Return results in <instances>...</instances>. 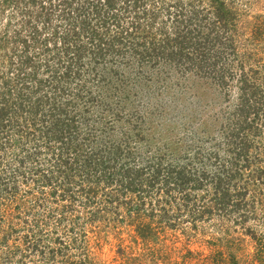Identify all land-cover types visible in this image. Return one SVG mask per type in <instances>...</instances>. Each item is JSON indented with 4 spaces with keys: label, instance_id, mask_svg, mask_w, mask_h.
I'll return each instance as SVG.
<instances>
[{
    "label": "trees",
    "instance_id": "trees-1",
    "mask_svg": "<svg viewBox=\"0 0 264 264\" xmlns=\"http://www.w3.org/2000/svg\"><path fill=\"white\" fill-rule=\"evenodd\" d=\"M243 1L0 0V47L10 46L0 52V168L12 131L43 137L52 159L39 167L36 148L0 183V244L8 246V260L20 251L11 249L18 246L10 241L14 233L27 246L21 262L35 252L53 263L92 264L91 243L107 227L148 244L166 227L179 225L185 233L206 221L217 227V217L257 218L263 191L256 188L264 189V62L255 51L264 48V19ZM151 37L207 68L220 85L235 80L234 119L219 142L226 150L209 155L216 171L139 155L91 135L79 138L70 128L74 119L66 121L64 99L75 80L87 79L86 66L99 72L120 63L131 49L148 50ZM34 178L42 179L34 201L42 218L38 226L27 221L26 229L10 222L8 232L14 211L6 213L1 199H17L21 183ZM250 232L253 255L264 264V237ZM236 254L228 249L233 264H239Z\"/></svg>",
    "mask_w": 264,
    "mask_h": 264
},
{
    "label": "rangeland",
    "instance_id": "rangeland-1",
    "mask_svg": "<svg viewBox=\"0 0 264 264\" xmlns=\"http://www.w3.org/2000/svg\"><path fill=\"white\" fill-rule=\"evenodd\" d=\"M237 1L244 3L243 0ZM248 3L252 6L251 13H262L264 19V0H248ZM151 38L148 50L131 49L134 54L121 59L120 63L109 62L105 69L99 68V72L90 71L86 66L87 79L85 76L75 80L70 96L66 95L64 99L66 121L74 119L70 128L73 134L79 133V138L91 135L98 143L108 141V145L126 146L139 155H151L154 159L163 157L168 163H188L189 168L201 170L207 165L216 171L209 155L212 149L226 150L219 142L234 119L237 103L235 80L220 85L217 79L206 73L207 68H197L178 51L177 55L170 54L169 49L159 46L154 37ZM9 48V45L0 47L2 55ZM260 50L255 52L264 62V48ZM9 136L12 145L6 144L2 152L0 183L2 179H9V167L21 166L20 161L36 148L41 151V160L35 164L43 169L49 167L51 157L49 147L45 148L43 144V137L27 132L14 134L13 131ZM51 144L57 145L55 150H60L58 143ZM193 162L197 165H192ZM38 179L21 183L17 199H1V206L9 209L6 213L14 211L5 222L8 232L12 230L10 222L21 223L25 227L22 229L29 227L27 221L38 226L42 218L41 210L34 203L39 196L36 193L41 191L38 187L42 185V179ZM256 191H263L256 200L257 218L234 222V217H217V227L206 221L198 230L185 233L179 225L166 227L164 234L159 236L161 239L155 237L148 244L126 237V233L117 237L113 228L106 226L91 243L93 246L96 243L92 264H205L207 257L209 264H233L228 249L237 253L239 264H261L253 255L256 242L250 232L256 229L257 236L264 237V189L256 188ZM223 228L225 231L221 233ZM10 241L12 245H18L11 249L19 247L21 256L15 251L8 260L9 248L0 244V264H62L41 260L35 252H30L21 262L26 244L20 243L16 233L10 236Z\"/></svg>",
    "mask_w": 264,
    "mask_h": 264
}]
</instances>
